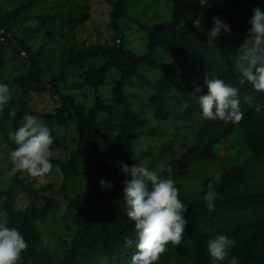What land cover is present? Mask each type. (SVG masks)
Listing matches in <instances>:
<instances>
[{"label": "trees", "instance_id": "16d2710c", "mask_svg": "<svg viewBox=\"0 0 264 264\" xmlns=\"http://www.w3.org/2000/svg\"><path fill=\"white\" fill-rule=\"evenodd\" d=\"M43 0H30L21 10L32 12ZM131 0H118L112 4L110 25L115 31L112 47H92L83 52L71 54V58L62 65L60 74L50 80L43 79V69L37 55L23 40H19L20 53L26 52L31 62L30 73L26 78L27 89L19 97H14L0 115V135L9 136L8 124L14 132L23 123L25 114L35 115L29 106L30 91L35 89L39 94L48 93L57 104L51 114H38L49 125L67 126L70 122L77 125L79 139L88 144L94 156V162L89 166L86 176V189L70 201V207L77 212L80 225L65 250L63 257L40 248L41 236L39 223H46L58 209V202L52 196H46L37 180L16 176L9 189L1 192L5 196V211L8 215V226L17 228L25 241L27 249L22 253V264H92L105 259L110 264H130L132 250L137 241L134 223L128 219L125 211L123 181L125 175L113 157H107L102 139L107 135L116 134L117 139L124 146H129L138 138V129L145 126L146 121L137 115H129L127 120L119 122L117 113L124 110L128 82L137 79L148 87L151 83L140 74L141 68L163 74L159 91L150 98V103L157 110L167 95L177 93L178 104L185 107L184 117L191 114L201 115L198 96L206 95L207 86L205 75L209 78H221L240 89L241 111L243 119L236 124L225 123L220 120H206L197 129L194 143L182 155L177 165L173 166L172 176L175 178L187 174L188 170L197 163L210 162L215 159V147L223 143L237 128L241 131L243 140L251 153L249 163L227 171L217 182L209 178L203 185L201 199L189 198L180 185V199L187 211L183 213L187 221L181 255L190 259L192 264H212L207 254V241L217 235H227L235 238L236 245L230 255L235 256L238 264H264V190L254 185L255 175L249 171V165L264 168V93L256 92L248 83L239 84V72L232 62L222 66L220 62L210 63L208 57L215 54L216 45L198 31L193 25L197 17H226L230 27L242 34L248 35L250 27L238 26L234 12L246 5L250 0H231L232 8L209 12L199 5V0H174V15L170 21L156 25H147L134 20L139 29L147 35V52L137 54L127 48L122 34L120 21L133 20L129 14ZM262 2L259 0L258 5ZM89 14H81L77 18L68 17L61 12L41 20L40 31L56 21L64 22L70 30L75 32L84 25ZM5 29V25L0 22ZM48 33V32H47ZM160 50L167 55L189 63L188 68L175 69L160 63L155 52ZM206 56L207 61L200 59ZM200 57V58H199ZM86 58L105 60L103 66L84 69L81 82L73 84L76 91L91 87L99 89L105 85L111 70H116L120 76L114 88L112 104H106L97 99L94 107L88 110L84 105L76 103L70 95H65L60 83L66 82V70L72 65H82ZM218 58V57H217ZM7 65L6 51L0 44V68ZM188 66V65H187ZM174 79V85L166 80V76ZM195 86L201 92L195 93ZM245 96L252 98L253 104H260L261 111L257 113L248 106ZM16 109L15 116L10 110ZM103 113L108 117L99 121ZM11 131V130H10ZM148 137H160L155 131L147 133ZM13 147L15 145L13 144ZM53 165L59 166L64 180L61 192L67 189L74 174V163L52 160ZM167 177V171H163ZM101 175L111 188L101 190L97 176ZM213 183L218 199L215 209L209 211L203 200L208 183ZM38 184V187L34 185ZM25 195L28 203L24 208H16L21 195ZM126 238H131L133 244L126 246ZM169 243L167 246H170ZM136 250V249H135Z\"/></svg>", "mask_w": 264, "mask_h": 264}, {"label": "rangeland", "instance_id": "374dc122", "mask_svg": "<svg viewBox=\"0 0 264 264\" xmlns=\"http://www.w3.org/2000/svg\"><path fill=\"white\" fill-rule=\"evenodd\" d=\"M29 1L0 0V22L5 25L10 34L9 40L3 44L7 65L0 68V83L10 86L13 97H19L27 89L26 78L29 76L31 67L28 54L26 52L19 54V40H23L39 58L44 71V80H50L52 76L60 74L62 65L71 58L73 53L83 52L92 47L114 46L115 31L110 25V20L112 4L118 0H43L32 12L22 11L21 7ZM258 2L259 0H250L234 12L238 26L251 27L249 20L253 14L252 10L259 7L264 11V0H261L260 5ZM206 8L209 12L229 10L232 8V3L231 0H208ZM61 12H66L70 18H77L81 14L89 15L86 23L75 32L61 21L53 22L40 31L43 18ZM128 14L133 20L120 21L122 34L127 48L141 55L147 52V35L139 29L134 20L147 25L170 21L174 15V0H131ZM201 18L203 29L201 32L208 38L206 33L213 27V19L205 16ZM218 18L230 27L226 17ZM231 30L230 33L222 30L214 40L215 54L209 56L208 61L210 63L220 62L222 66H227L232 62L238 72L237 51L248 35L233 28ZM155 57L160 63L178 70L189 67V63L183 64L182 60L160 50L155 52ZM200 59L207 58L203 56ZM84 62L83 67L82 65L68 67L66 82L60 83L61 90L88 110L94 107L97 99L103 100L106 104H112L114 88L120 80L116 70L109 72L105 85L99 89L91 87L80 91L72 89L73 84L81 82L84 69L101 67L105 60L86 58ZM140 74L151 85L148 87L137 79L128 82L125 87V108L118 112L116 117L119 122H124L129 115H137L146 121L145 126L137 130L139 136L129 146L120 143L116 134L107 135L102 139V144L105 155L113 157L120 167L122 164L131 166L138 163L151 170L161 171L164 175L163 171L167 169V166L171 165L173 168L177 165L182 155L194 143L196 131L205 119L202 117V112H200L201 115L191 114L189 117H184L185 107L178 104L177 96L179 98L180 96L177 93L167 95L166 99L161 102V108L157 110L150 103V98L159 91L163 74L145 67L140 69ZM166 80L175 86L171 76H166ZM30 93L31 110L35 116L45 122L38 114H51L57 104L48 93L39 94L35 89H32ZM15 110L17 112V108ZM107 117L101 113L99 121ZM46 125L50 128L54 138L52 160L73 162L75 166L73 177L64 193L61 192L64 175L59 166L53 165L51 173L38 180L44 194L54 197L59 204L55 214L46 223L38 224L41 236L40 248L47 249L62 258L74 232L80 225V219L77 212L70 207V201L85 191L88 168L94 162V156L88 144L80 141L76 123L70 122L67 126L47 123ZM7 130L12 132L11 124H8ZM151 131L157 132L160 137H148L147 133ZM8 137L0 135V221L5 219L8 221L5 211L7 198L1 192L11 187L16 176L27 177L20 173L15 176L8 175L12 167L8 154L14 148ZM215 156L213 161L193 165L182 177L172 176L189 198L201 199L203 185L209 178L221 182L222 176L227 171L249 163L252 155L243 140L241 131L236 128L223 143L215 147ZM249 171L255 175L256 188L264 190V168L250 164ZM102 179L105 180L103 176H97L99 183ZM106 189L101 186L102 191ZM27 203L28 199L23 194L16 208H24ZM181 247L182 243L177 247L172 244L167 246L157 264H192L188 257L181 255ZM135 251V249L132 250V255ZM92 264L110 263L102 259Z\"/></svg>", "mask_w": 264, "mask_h": 264}, {"label": "clouds", "instance_id": "9594fccd", "mask_svg": "<svg viewBox=\"0 0 264 264\" xmlns=\"http://www.w3.org/2000/svg\"><path fill=\"white\" fill-rule=\"evenodd\" d=\"M207 3L208 0H199L201 7L207 6ZM252 13L248 37L237 51L238 82L241 85L248 83L256 92L264 93V11L256 7ZM201 19L197 16L193 20L198 31L203 30ZM212 19L213 27L206 34L208 41L213 43L222 30L225 33L232 30L220 18L214 16ZM204 83L208 92L198 96L202 117L210 121L239 123L244 117L240 89L221 78H209L207 75ZM199 92L201 88L195 86L194 94ZM13 98L10 86L0 83V115ZM244 100L257 113L261 111V105L253 104L251 97L245 96ZM9 114L14 117L16 110L11 109ZM8 139L15 145L8 154L12 164L9 176L20 173L37 180L51 173L54 167L51 162L54 138L45 122L35 115L25 114L21 126L10 132ZM121 169L125 175V211L128 219L134 223L138 241L130 264H157L169 243L176 247L181 245L187 224L183 217L187 207L180 199V190L172 177V166H167V177L161 171L138 163L131 166L122 164ZM100 184L105 188L112 187L104 179ZM34 187H38V184ZM218 197L214 184L208 183L203 200L209 211L215 209ZM236 243L235 238L223 234L210 238L207 241V254L212 264H238L237 258L230 255ZM125 244L131 247L132 239L126 238ZM27 247L17 228L9 227L7 219L0 221V264H22V253Z\"/></svg>", "mask_w": 264, "mask_h": 264}, {"label": "built area", "instance_id": "2783aa9c", "mask_svg": "<svg viewBox=\"0 0 264 264\" xmlns=\"http://www.w3.org/2000/svg\"><path fill=\"white\" fill-rule=\"evenodd\" d=\"M10 38V34L7 32V30L0 25V44H5Z\"/></svg>", "mask_w": 264, "mask_h": 264}]
</instances>
